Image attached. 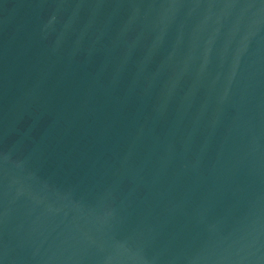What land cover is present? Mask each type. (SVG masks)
Masks as SVG:
<instances>
[{
    "label": "water",
    "instance_id": "obj_1",
    "mask_svg": "<svg viewBox=\"0 0 264 264\" xmlns=\"http://www.w3.org/2000/svg\"><path fill=\"white\" fill-rule=\"evenodd\" d=\"M0 264H264V0H0Z\"/></svg>",
    "mask_w": 264,
    "mask_h": 264
}]
</instances>
